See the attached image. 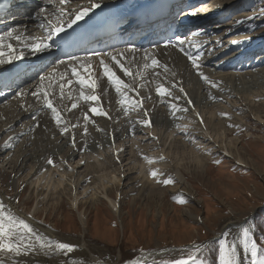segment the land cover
<instances>
[{"label": "bare ground", "instance_id": "1", "mask_svg": "<svg viewBox=\"0 0 264 264\" xmlns=\"http://www.w3.org/2000/svg\"><path fill=\"white\" fill-rule=\"evenodd\" d=\"M102 1H106L107 3H115L117 0H101V2ZM209 1L210 0H189V3L195 4V6L196 4H201V6L205 8L206 12L199 13L197 16H192L189 15V12H197L196 9L190 10L189 12L185 11L187 13L184 12L180 18L181 27L183 28L184 32H188V36H185L188 38L185 45L186 50L193 53L196 51V49L190 45H203L200 53L196 52V54H200L202 56L201 71H203V73L207 75L211 81H214V77H212L210 74L211 72H209V62H217L215 63L216 65L222 64L223 67L228 69L226 71H221L220 68L222 66L215 65L214 73L217 74L215 79H218L224 82L223 84H225L221 88L226 89L227 86H230L233 88V90L235 88L236 91L237 83L242 85L243 88L247 84L252 83L251 86L254 87H252L253 89H251V86H248L249 89H242L241 91L238 90L235 92L237 93L236 95L239 96V100L234 98L235 100H231V103L219 101L217 104L215 102H208V99L214 96V101L220 100L221 95L218 92H214L213 89H210V84H207L202 79H200L199 75H195L197 72L192 68L191 62L188 61L187 57L184 56L183 53L179 52L178 49L173 47L166 49L157 48V50L148 51V53L153 54L155 58L160 61L161 66L159 68L143 69L139 63L135 62V65L132 69L133 72L144 73L143 78H137L135 81H133L132 77H125L124 74L119 71V68L115 66L109 58V61L113 66V70L116 71L117 75L120 76L122 80L131 85L132 88H137V85H144V87L137 89L139 91V96H137L135 91L129 92V96L131 95V92H134V94H132L133 98L142 101L143 108L137 107L133 109L131 105H128L129 112L127 115H125L123 108L118 104V101L122 99V97L116 93L114 86L108 82L106 77L97 82L95 94L98 95L100 99L95 103L77 100L79 96L78 85L71 90H66L67 96H71L72 99H64L63 102L60 103L59 88L54 87L57 101L62 109H64L65 106L70 107L71 103L73 102L79 103V107L77 109L64 111V119L69 123V126L75 124L77 127H69V132L62 135H67L70 141L67 143V146L66 144L63 146V150L61 153H59L60 164L62 165L61 168H58V166L53 167L52 165H48L44 159V155L47 154L49 150L48 146H51V144L54 143L53 140H51L52 136L60 134V129L53 121L50 111L46 109L41 110V105L37 103L35 98L30 95L31 91H34V86H32L34 85V81L27 84L21 91L14 92L12 95L13 98L11 100L6 102L3 101L4 103H2L0 106V121H2V123L4 122V125L1 124L4 127L0 125V131H3V129L8 131V133L3 132V134H5L4 142L8 139V135L11 134L13 129L16 131L14 130V132L10 135L15 137L11 141V147L6 148L4 147L3 143V146L0 148V150L4 151L2 155H4L7 150L14 147L15 144L18 146L13 160H9L7 164L12 165L13 168H18L21 165L19 164L20 161H23L25 158L26 160L31 158V150H29L31 147V149L36 150L37 154L42 155L43 152L44 155L41 158V162L39 161L38 164H33L31 173L29 174L30 176L28 178V180H33L30 182L32 185L30 197L32 196L34 199H36L35 209L32 211V213H20L17 207V197L13 196L12 198H7L5 194L1 192V190L0 202L5 204L6 210H11V212L15 215L27 220L37 230L38 233H41L44 236L50 237L54 240L70 243L75 246L74 251L68 256H63L62 254H49L41 250L28 256L17 257L16 259L22 261V264H70L72 261H74L75 264H107L106 262L99 259V257L96 255H99L101 249L92 245L91 242L86 240L88 213L84 212V208L80 209V205L83 204L81 207H84V204L88 203V207L96 210L98 207L96 205H101L103 203L105 207L114 212L121 223L123 217L121 216L120 211L123 209L122 207L125 203V199L134 193L133 196L130 197L132 198V201L130 202L131 205L135 204L134 206H136L143 200H147L146 203L153 202V204H155L158 209L160 207L161 211H164V206L161 199L164 197L165 191H163L161 188L163 183H158L157 181L166 179V177H164L165 174H167L166 169H169H165L167 165L170 166V164H173L172 169L174 170V174L178 177L181 183L174 189H169L168 192L176 193V191L179 189V191L183 192L184 195L189 197L190 201L194 200V203H197L198 199L194 197L191 189L186 186V183H183L181 164L187 160L185 154L188 152L192 156L191 159L188 158L191 166H194L195 169L204 171L205 168L203 167L208 162V156L206 157L204 154L197 155L191 150L188 151L187 147L192 145L191 148H193L194 146H199V144L196 142L188 144L184 141H193L197 137H202L204 140H208L203 141L207 145V149H203L204 151L218 148V150L226 153V157L232 158L235 160V162L244 166L250 165L252 160L242 155L241 147H239V138L229 137L232 132L229 130V128H226V124L233 122L234 125H237L236 122L238 121H233V118L237 119L236 117L239 116H236L235 110L237 109H239L241 113H244L245 115L248 113L257 120L263 119V117L260 115L263 112H260L259 108L264 105V100L261 98L264 97V86L263 84L256 85L258 87L255 88L254 83L255 81L258 82L257 79L264 77V68L256 69L257 71L252 69L256 67H264V57L262 58V56H260L255 58L258 53L257 49L261 48V50H264V46H262L263 43H261V47L259 48L258 46L249 47L251 48V51L248 53H238L236 55L232 54L231 56H227L219 62L218 58L225 56L227 54V50L221 48L220 44H218V34L227 35L228 31H232L233 35L235 33H239V35L235 37L236 40H231L229 45V48L234 49L240 45V41L249 38L248 32H241L242 30L249 29L248 26L244 24L247 19V15H238L236 19H234V11L237 5L233 0H212L210 3ZM89 2L90 0H75L73 2V6L68 7V10L77 9L78 7H86L89 5ZM137 2H143V0H138ZM215 2L218 3L220 7L216 8L213 6ZM233 2L235 4H232ZM228 11L229 13L225 15V13ZM224 15L227 22L222 24V21L224 22ZM228 15L232 17L231 20L229 19ZM11 17L14 19L16 15L10 14L4 20H9ZM36 24L37 22L33 21L32 19L23 20L21 22L17 21L14 25H12V30H14L15 34L23 33L25 37H28L29 34H33V32L37 30ZM196 27L197 30H200L198 33H201V35H193L191 30L196 29ZM222 27H227L228 29L223 32H218V29ZM230 27L231 29H229ZM189 31H191V33ZM212 31H214L215 34H213ZM1 33H3V31ZM8 43H12L14 47H19L21 44L14 39L5 37V45ZM205 46H209L206 51L204 50ZM209 49L212 50L210 54L208 52ZM4 51L7 55L6 47ZM15 51L17 54L20 53L19 49H16ZM246 56L248 57L247 60ZM134 60L136 61V58H134ZM244 61H249L252 63H246L245 65ZM5 69L6 65H0V73L4 72ZM248 69L250 70L246 71ZM218 71L223 73H218ZM153 72L159 73V75H154ZM160 84H164L166 87L172 90L173 96L171 98L162 99L161 97L155 95V89ZM173 85H175V87H173ZM149 88H155L152 94L143 91L144 89ZM181 88L184 90L183 92L180 91ZM18 92H25L27 94L24 96H17ZM87 92L91 94V90H87ZM179 94H181L180 96L183 97L181 101L186 100V94L192 95L191 98H194L193 103H195L193 107L194 109L199 110L197 112H195L196 110L193 111L191 104H187L185 108H181L180 105L182 102H179L180 99H176L179 97ZM145 98H148L150 101L146 102ZM260 99L263 101L260 102ZM156 100L157 102H155ZM189 101L192 102L191 100ZM21 104L24 105L23 108L21 107ZM173 104L177 105L180 109H186V111L179 113L180 111H177L171 107ZM29 105H31V109L26 111L25 109H27ZM96 105H99L103 111L108 113V115L94 116L89 112L88 115L90 120L85 121L83 118L84 113L87 112L89 107ZM145 111L148 113L147 116H145ZM190 112L191 114H188ZM160 113H164V115L161 116V120L159 119V115H161ZM221 113H227V116H222ZM130 114L134 115L129 116ZM33 116L36 117L35 120H33ZM171 116L174 118L172 119L174 120V123L171 122V119L168 120ZM185 116L188 118L184 121L188 124L191 122L192 126H189L190 124L182 126L180 121L175 120L176 118L184 119L186 118ZM163 117L166 119L165 122L162 120ZM151 119H153V127L157 130H160L159 133L152 132L150 135L151 140L156 139L154 142L155 147L160 146L165 148V152L161 154L162 156H159L160 154L157 155L159 159H157L154 163H152L153 159L151 156H149V153L148 155H145L146 158L142 160L140 159L141 154L138 152L142 150L146 151L147 147H151V145L146 142L145 144L142 143V141H145L146 138L136 141L133 139L134 137H132L131 139H133V141L136 143L132 141L134 145H129L128 152L125 151L126 147H123V149L119 152L120 156L127 155L132 159L133 162V164H129L127 165V168H125V177L122 180L124 176L123 173L115 175L112 172V168L114 166L110 160V156H112L114 153L112 155L109 154V151H111L112 148L111 145H109V147L106 146L103 149L105 157L103 159L101 158L99 152V150H102L103 148L101 145V138L104 136H114L123 139V136L127 137L128 134L139 132V130L131 128L132 124H140L141 126L138 127L141 130L142 127H149V125L142 123V121H151ZM262 124H264V122ZM230 125L231 124H229V126ZM85 127L87 128L86 134L84 133ZM180 127H184L185 133L183 134H186L185 136L172 137L170 135H165V131H168V134L169 132L171 134L174 131L175 134L178 135L176 129H179ZM144 130L146 129L144 128ZM73 136L75 137V147H73L72 144ZM200 138H197L198 141ZM84 141H90L99 145L98 148L100 149L97 150L98 152L96 151L92 154L94 160L89 162V166H87L84 172H78L75 169L77 166L67 170L68 167L63 166L64 161L62 158H69L70 154L74 151L75 153L79 152L77 149H79L84 144ZM200 141L202 144V140ZM69 148L72 150L70 151ZM116 151L117 150H115V152ZM124 152L126 153L124 154ZM170 156H173V159H171ZM149 161H151V163ZM152 164H154L153 168L155 167L154 169L158 170L159 173L155 179L149 175L150 171L153 169H151V167L148 165ZM163 171H166L164 172V176L161 175ZM131 173H135V175L130 177ZM80 195H82L81 199ZM64 198L72 200L71 209H75V211H78L79 213L81 232L79 235H76V237L66 236L62 233H58L57 224L54 222L52 224L50 223V225H47L45 222L41 223L39 221L33 220V215L36 216L35 211L37 209H40L44 206L43 210H45V208L50 205L49 207H51L53 211L54 208H58L57 206L61 205ZM148 199L150 200L148 201ZM44 200L46 201L45 203H43ZM97 202L100 204H96ZM39 204H42L40 205V208H38ZM139 207H143L144 210H148V208L151 206H147V204L142 202ZM173 208L176 209L175 207H172V209ZM182 211H184V214L188 219L196 222L201 221L200 216L193 213L190 208L186 207L182 209ZM159 213V210L155 211V215H159ZM248 214L249 213H245L244 215L235 214L236 216L224 219L217 231V236H220L223 231L230 230L234 225L238 229L233 232L232 239H236L238 243L237 256L240 264H247V261L250 260V252L248 251L247 258H244V253L242 254L244 251H242L239 243V237L241 233L240 231L247 220L246 219L245 221H242L243 219L241 218L245 215L248 216ZM250 215L251 214H249L248 217H250ZM94 225H98V222L96 221ZM169 250L171 249H161L156 247L155 249L144 253L147 257L146 261L158 259L159 257L161 258L166 254L172 253V251L169 252ZM142 259H144V257L140 255L122 264H134L135 261Z\"/></svg>", "mask_w": 264, "mask_h": 264}, {"label": "rangeland", "instance_id": "2", "mask_svg": "<svg viewBox=\"0 0 264 264\" xmlns=\"http://www.w3.org/2000/svg\"><path fill=\"white\" fill-rule=\"evenodd\" d=\"M211 1L212 0H210L209 3ZM233 1L237 5L234 11V19H236L238 15H247L246 16L247 19L244 22V24H246L249 29L242 30L241 32L244 31L248 32L249 38L240 41V45H238L235 49H229L231 40H236L235 37L239 35V33L237 34L235 33L233 35L232 31H228L227 35L218 34V38H219L218 44H220L221 45L220 47H222L223 49H227V53H228V55L219 57L218 58L219 62L222 59H224V57L231 56L232 54L235 55L238 53L243 54L246 52V49L247 50L250 49L248 47H254L259 42L264 43V0H233ZM234 2L232 4H235ZM213 6H215L216 8L220 7V5L216 2L214 3ZM228 13L229 11L226 12L225 15ZM225 15L223 19L224 22L222 21V24L227 22V20H225ZM228 16L229 19L231 20L232 17L230 15ZM227 29H228L227 27H222L218 29V32L220 31L223 32ZM229 29H231V27ZM198 31L200 30L198 29L197 32ZM212 32L213 34H215L214 31ZM258 51L259 53L258 55H256L255 58L260 56H262L263 58L264 57L263 51L257 50V52ZM215 63L212 62L209 63L210 66L208 68H209V72H211L210 73L211 76L214 77L213 82H215L217 86L216 88L214 87L212 88L210 85V89H213V91L216 93L218 92L221 95L222 100L220 99L214 101L213 100L215 99L214 96L208 99V102H215L217 104L219 103V101L230 102L231 100H235V99L239 100V96H237L236 95L237 93L235 92L238 90L241 91L242 89H249L252 83L247 84L246 86H244V88L242 87V85H239L237 83L236 91L235 88L233 90V88L230 86H227L226 89L221 88L225 84H223L224 82L215 79V77L217 76V74L214 73L215 72L214 69L216 65ZM219 65L220 64H217L216 66ZM220 66H222V64ZM262 68L264 67H256L253 68L252 70L255 69V71H257L256 69H262ZM220 70L226 71L228 69L222 66ZM249 70L250 69L246 71ZM218 73H223V72L218 71ZM195 75L198 74L196 73ZM257 81L259 83L255 81L254 83L255 88L258 87L256 85L263 84L264 86V77L257 79ZM191 87H195V86H191ZM252 87L253 86H251V89L254 88ZM154 89L149 88V89H144L143 91L152 94L154 92ZM132 94H134V92H131L130 95V97L133 98ZM155 95H157L156 91H155ZM180 95L181 94H179V97H177L176 99L178 100L180 99L179 102H182L181 103L182 106L180 105L181 108H185L187 104H191L193 111L196 110L195 112H197L199 110V109H194L193 107L195 103H193L194 98H191L192 95L186 94L185 97L186 100H182V101L181 99L183 97H181ZM261 98L264 100V97ZM145 100L146 102L150 101L148 98H145ZM189 100H191L192 102L189 103ZM263 100L260 99V102ZM155 102H157V100ZM259 111L263 112L260 114L263 117L262 120H257L255 117L254 119L248 113H247L248 115L247 114L245 115L244 113H241L239 109H237L235 110L236 116L238 115L239 116L236 117L237 119L233 118L234 122L238 121L236 122L237 125H234L233 122L226 124L227 125L226 128L227 129L229 128V130H231L232 132L231 135H229V137L239 138L240 141L239 147H241L242 155L252 160L250 162V165L248 166L241 165L235 162V160H233L232 158L226 157V153L218 150V148L216 147H215L216 149H211V150L208 149V151L207 150L204 151L205 149H207V145L203 141H208V140H204V138L202 137H201L202 139L200 137H197L200 138L199 141L197 138L194 139L193 141H184L187 142L188 144H191L192 142H196L199 144V146L197 147L193 145L194 149L191 148L192 145L187 147L188 151L191 150L194 154L197 155L204 154V156L206 157L208 156V162L203 167L205 168L204 171L195 169L194 166H191V163H189L188 158L191 159L192 156L188 152L187 154L189 156L185 154V156L187 157V160H185L186 162L184 161L181 164L182 165L181 174L183 178V183L185 182L186 186H188L191 189L194 197L198 199L197 203H194V200L190 201L189 197L184 195L183 192L179 191V189L178 191H176V193L168 192L169 189H174L177 185L181 184L178 177L174 174V170L172 169L173 164L172 165L170 164V166L167 165L165 167V169L169 168L170 170L166 169L167 172L163 171L161 173V175L164 176V172H166L167 174H165L164 177H166V179L170 178L172 181L167 185L165 184L161 185L162 190L165 191L164 197L161 199L162 204L164 206V211H161L160 207L158 209V207H156L155 204H153V202L146 203L147 200L145 201L143 200L142 202L147 204V206H151L150 208H148V210H144L143 207H139L142 204V202L140 203L137 202L139 204H137L136 206H134L135 204L131 205L130 202L132 201V198L130 197L133 196L134 194L132 193L130 197L128 196L125 199V203L122 207L123 209L122 211H120L121 212L120 214L123 217L121 220L122 223L121 224L117 216L114 214V212L110 211L107 207H105L103 203L101 205H96L98 206L96 210L88 207L89 206L88 203L84 204L85 205L84 207H81L83 205L81 204L79 208L80 209L84 208L85 209L84 212L88 213L86 240L91 242L92 245L101 249L99 255L96 254L99 257V259L106 262L107 264H122L128 259L131 258L133 259L135 255H136L135 257L140 256L141 251L146 253L148 251L155 249L156 247H159L161 249H171L169 250V252L172 251V253L166 254L161 258L159 257L158 259L146 261V264H153V262H155V264H169V262L172 259L178 258L181 255H187L190 251L193 250L194 244H200L214 236H217V231L220 227L221 222L224 219L240 214L244 215L245 213H249L251 215L246 220V223L243 225V228L240 232H242L244 228L248 229L250 239L256 240L258 242V245L260 246V250L264 251V124H262L264 122V105L259 108ZM182 112L183 111H180L179 113ZM160 114L161 115L159 114L158 115L160 116L159 119L161 120V116H163L164 113H160ZM188 114H191V112ZM132 115L134 114H130L129 116ZM172 117L173 116L169 117L168 120L174 119ZM187 118L188 117L184 119L176 118L175 120L180 121V124H182V126H186L189 124H190L189 126H192L191 122L188 124L184 121ZM162 120H164L165 122L166 120L165 117H163ZM0 122H1L0 125L4 123V122L2 123V121ZM171 122L174 123V120H172ZM229 124L231 125L229 126ZM131 126H132L131 128L135 130H139V132L134 134H128L127 137L123 136V139L114 136L111 137L104 136L101 138V145L103 146V148L102 150H99L100 156L103 159L105 157L103 149L106 146L108 147L109 145L112 146L113 149L111 148V151L113 152L109 151L110 155L114 153L112 156H110V160L114 166L112 168V172L115 175H119V173H123L124 176L122 180L125 177V168H127V165L129 164H133V162L132 159L129 158V156L127 155L120 156L119 152L123 149V147H126L125 151L128 152L129 145L130 144L134 145V143H136L135 141H133V139L137 141L146 138V140L142 141V143L145 144L146 142L149 143V145H151V147L150 146L147 147L146 151L142 150L143 153L142 151L138 152L139 154H141L140 159L142 160H144L146 158L145 155H148L149 153V156H151L153 159L152 163H154L156 162L157 159H159L157 155L160 154L159 156H162L161 154L165 152V148H162L160 146L155 147L154 142L156 139L151 140L150 135L152 134V132L159 133L160 131L153 127V119H151L149 127H144L146 130H144L143 127L140 130V128L138 127L141 126L140 124L135 125L134 123ZM14 130L15 129L12 130L11 134L14 132ZM176 130H177L176 132H178V135H176L174 131L171 134L170 132L168 134V131H165V135H170L172 137L174 136L182 137L186 135L183 134L185 133L184 127H180L179 129L177 128ZM3 132L8 133V131L4 129L3 131H0V148L3 146L5 140V136H4L5 134H3ZM132 137L134 138L131 139ZM51 140H53L54 143L51 144V146H48L49 150L48 153L45 155L43 154V152L42 155H39L37 154L35 149H31L32 147L29 148V150H31V155H30L31 158L29 160H26L25 158L23 161H20L19 164L21 165L18 168L17 167L13 168L12 165L7 164L9 160L10 161L13 160L14 154H16V151L18 149V146H16L17 144H15L14 147L7 150V152L4 155H2L4 151L0 150V190L3 194H5L7 198H12L13 196L17 197V207L20 213H26V214L32 213V211L35 209L36 199H34L32 196L30 197L31 188H32L30 182L33 180L30 179L28 180L33 164H38L39 161L41 162V158L44 155V159L46 163H48L49 159H51L53 162L52 164L48 163V165H52L53 167L58 166V168L62 167V165L60 164L59 153H61V151L63 150V146H65V144L67 146V143L70 141V139L67 137V135L62 136L60 134H56L52 136ZM200 140H202V144ZM83 143L84 144L79 149H77L79 152L75 153L74 151L73 153L70 154L69 158L66 159L62 158V160L64 161L63 166L68 167L67 170H70L71 168H75L77 166V168L75 169L78 172L81 171L84 172L87 166H89V162L94 160L92 154L95 153L98 149H100L98 148L99 145L90 141H84ZM71 150L72 149H70V151ZM115 150L117 151L115 152ZM125 153L126 152H124V154ZM170 157L171 159H173L172 158L173 156ZM148 166L151 167V169L155 168V167L153 168L154 164ZM134 175L135 173H131L130 177ZM81 196L82 195H80V199ZM149 200L150 199H148V201ZM178 201H183V202H178ZM45 202L46 201L44 200L43 203ZM96 204H100V203L97 202ZM40 205L42 204H39L38 208H40ZM49 206H47L45 210H43L44 206L41 207L40 209H37L38 211L37 210L35 211L36 216L33 215V220L39 221L41 223L45 222L47 225L48 224L50 225V223L52 224L54 222L57 224L58 233H62L63 235L66 236L76 237V235L80 234L81 232V224L79 222L80 217L78 211H75V209H71L72 200L64 198L61 205L57 206L59 209L54 208L55 210L53 209V211L52 208ZM172 207H175L176 209L174 208L172 209ZM186 207L190 208L193 213L198 214L201 218V221L196 222L191 219H188L185 216L184 211H182V209ZM158 210L160 212L159 215H155V211ZM255 211L256 212L261 211L260 215L255 216L256 213ZM248 216L247 215L243 216L241 218L243 219L242 221H245L244 219ZM96 221L98 222V225H94ZM236 229L237 228L234 225L230 230H228L231 233L229 237L230 240L232 239L233 232ZM220 238L211 240L214 241V244L211 245V247H209L207 251H205L204 249L202 251V256L207 260L208 264H218L216 257L218 256V240ZM208 243L209 241L205 244V246ZM239 243L242 251H244L242 252V254L244 253L246 255L245 256L243 254V257L247 258L248 250L245 248V245H243V243L241 244L240 240ZM181 250H183V252ZM208 252L210 254H208Z\"/></svg>", "mask_w": 264, "mask_h": 264}, {"label": "snow or ice", "instance_id": "3", "mask_svg": "<svg viewBox=\"0 0 264 264\" xmlns=\"http://www.w3.org/2000/svg\"><path fill=\"white\" fill-rule=\"evenodd\" d=\"M70 3H72V0H42V5L50 6L51 9H54V11H50L49 7L40 6L36 11V18L41 20L40 28L47 31V36H43L39 39L35 37L29 38L25 37L23 33L15 34L14 30H9L4 35H0V65L10 64L24 56L23 52H20L19 54L16 53L12 43L5 45V37L23 43L24 47L29 50V54L31 55L44 53L47 49L53 46L54 37L66 34L68 29H72L73 26L78 24V22L88 17L93 9L100 7L95 0H90L88 6L78 7L77 9L69 11L67 5ZM197 14L198 13L195 11L189 12V15L192 16ZM52 17H55V21H53ZM65 17L67 18L65 19ZM193 35H201V33L197 32L193 33ZM187 39V37L177 35L174 40L171 38L168 39L165 42L164 47L178 49L179 52L183 53L188 61L191 62L192 68L197 72L200 79L205 83L210 84L212 87H216V83L211 81L209 77L201 71L202 56L200 54L194 55L191 51L186 50L185 45ZM49 41H53V43H49ZM190 46L194 47L197 53H200L201 48H203V45L197 46L193 44ZM5 47L7 48V55L4 51ZM136 51L138 50L134 48L125 50V52L129 53H135ZM211 51V49L208 50L209 54ZM125 52H109L104 54L94 52L92 53V57L98 58L99 67L102 69L103 76L114 86L116 93L122 97L118 103L123 108L125 115H127L129 112V107L127 105H131L133 109L143 107L142 101L130 97L129 92L135 91L137 96H139V91L137 89L144 87V85H137V88H132L131 85L127 84L117 75L116 71L113 70V66L107 63L104 59V56L109 57L113 64L119 68V71L122 72L125 77H132L133 81L137 78H143V72H133L132 70L135 65L134 59L126 62ZM91 59V57H86L84 59L75 56L70 57L64 72L59 73L57 76L56 69H53L52 73L41 76L35 90L30 93L37 103L41 105V110L46 109L50 111L53 121L60 129L61 135L68 133L69 127H77L75 124L69 126V123L64 119V111L77 109L79 103L73 102L70 107L65 106V108L62 109L57 101L54 87L58 86L59 88L60 103H62L64 99H72L71 96H67L65 90H71L77 85L79 86V96L77 100L93 103L97 102L100 99L99 96L95 94L98 81ZM143 60V69H156L161 66L160 61L151 53L145 52ZM65 63V61H60L61 65H64ZM153 74L159 75V73L156 72H153ZM45 81H48V83L45 84ZM173 87H175V85H173ZM87 90H91V94H89ZM155 91L157 96L162 99L171 98L173 96L172 90L164 84L158 85ZM180 91L183 92L184 90L181 88ZM26 94L27 93L25 92H18L17 96H24ZM189 103L191 102L189 101ZM21 107L23 108L24 105L21 104ZM171 107L177 111H186V109H180L175 104ZM29 109H31V105L25 110L27 111ZM89 112L94 116L108 115V113L103 111L99 105L91 106L88 108L87 112L84 113L83 118L85 121L90 120L88 115ZM147 115L148 113L145 111V116ZM221 115L227 116V113H221ZM35 119L36 117L33 116V120ZM142 123L150 126V120L142 121ZM84 133H87L86 127ZM14 138L15 137L13 136H9L4 142V147H11V141ZM72 144L73 147H75L74 136ZM149 162L151 163V161ZM48 163L52 164L53 162L49 159ZM149 175L155 179L159 175L158 170H151ZM157 182L167 185L172 181L169 178L162 181L158 180ZM230 235L231 233L228 230H225L220 234L222 238L218 240V256L216 257L218 264H240L237 256V240H230ZM239 240L250 252V260L247 261V264H264V251L260 250V246L256 240L250 239L248 229H244L241 232ZM204 247L205 245L202 243L194 244L192 251L187 255H181L178 258L172 259L169 264H208L207 260L202 256ZM74 249L75 246L70 243L54 240L38 233L27 220L15 215L11 210H6L5 204L0 202V264H22V261L16 259L17 257L28 256L41 250L49 254H62L63 256H68L74 251ZM181 251L183 252V250ZM141 256L144 257V259L137 260L134 264H146L147 257L143 251H141ZM70 264H75V262L72 261ZM153 264H155V262H153Z\"/></svg>", "mask_w": 264, "mask_h": 264}, {"label": "trees", "instance_id": "4", "mask_svg": "<svg viewBox=\"0 0 264 264\" xmlns=\"http://www.w3.org/2000/svg\"><path fill=\"white\" fill-rule=\"evenodd\" d=\"M260 213H261V211H257V212L255 213V216H259ZM213 244H214V241L209 242V243L205 246L204 250L207 251V249H208L209 247H211V245H213ZM208 254H210V253L208 252Z\"/></svg>", "mask_w": 264, "mask_h": 264}, {"label": "water", "instance_id": "5", "mask_svg": "<svg viewBox=\"0 0 264 264\" xmlns=\"http://www.w3.org/2000/svg\"><path fill=\"white\" fill-rule=\"evenodd\" d=\"M218 237L214 236L211 239H217ZM207 241H204L202 244H205Z\"/></svg>", "mask_w": 264, "mask_h": 264}]
</instances>
